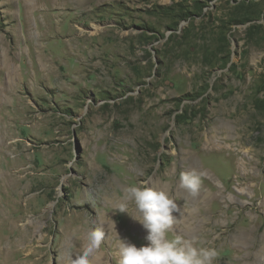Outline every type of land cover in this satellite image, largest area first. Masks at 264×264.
I'll list each match as a JSON object with an SVG mask.
<instances>
[{
    "label": "rangeland",
    "instance_id": "374dc122",
    "mask_svg": "<svg viewBox=\"0 0 264 264\" xmlns=\"http://www.w3.org/2000/svg\"><path fill=\"white\" fill-rule=\"evenodd\" d=\"M143 182L181 209L169 238L264 264V0H0V264H71L93 228L118 264Z\"/></svg>",
    "mask_w": 264,
    "mask_h": 264
},
{
    "label": "clouds",
    "instance_id": "9594fccd",
    "mask_svg": "<svg viewBox=\"0 0 264 264\" xmlns=\"http://www.w3.org/2000/svg\"><path fill=\"white\" fill-rule=\"evenodd\" d=\"M179 187L190 196L197 197L202 187V174L195 170L181 173ZM130 203L138 216L129 214ZM114 210L127 213L147 233V244L140 247L120 237L117 244L118 264H214L219 255L215 248H198L193 240L179 235L169 238L179 219L174 213L180 215L181 209L167 191L148 182L126 187L121 202ZM105 235L100 228L88 231L82 253L73 255L71 264H91V258L100 250Z\"/></svg>",
    "mask_w": 264,
    "mask_h": 264
},
{
    "label": "bare ground",
    "instance_id": "6f19581e",
    "mask_svg": "<svg viewBox=\"0 0 264 264\" xmlns=\"http://www.w3.org/2000/svg\"><path fill=\"white\" fill-rule=\"evenodd\" d=\"M38 56H39V60H40V62L42 64L46 65V64H50L51 63V59L47 55H44V53L40 52L38 54ZM4 63L6 65V68H7V71H8V79L7 80L9 81V83H12L13 80H16L15 79L16 76H18L17 75V71H16V67L14 65V62L8 57L5 58V62Z\"/></svg>",
    "mask_w": 264,
    "mask_h": 264
},
{
    "label": "trees",
    "instance_id": "16d2710c",
    "mask_svg": "<svg viewBox=\"0 0 264 264\" xmlns=\"http://www.w3.org/2000/svg\"><path fill=\"white\" fill-rule=\"evenodd\" d=\"M250 20H253V19H249V21H250ZM180 118H181V115H178V119H180Z\"/></svg>",
    "mask_w": 264,
    "mask_h": 264
}]
</instances>
